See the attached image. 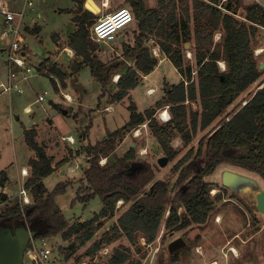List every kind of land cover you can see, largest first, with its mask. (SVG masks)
Segmentation results:
<instances>
[{"label": "rangeland", "instance_id": "obj_1", "mask_svg": "<svg viewBox=\"0 0 264 264\" xmlns=\"http://www.w3.org/2000/svg\"><path fill=\"white\" fill-rule=\"evenodd\" d=\"M32 1L34 10H30L29 7L26 8L24 22L32 23L33 18L41 23H44V19L46 21L40 34L33 35L28 33L25 37L30 51L27 63L38 65L48 55L56 59L59 53L56 50L51 34L54 30L67 32L69 27V15L53 11L54 4L58 7L68 8L73 7L75 2L74 0ZM115 1L123 2L122 0ZM191 1L163 0L160 3L159 0H144L146 8H154L162 13L159 14V19L168 17L173 7V2L177 3L178 21L179 23L182 20L188 21L191 28V39H182L183 32L181 25H179L178 29L181 39L176 42V46L181 48L185 64H192L194 69L192 77L197 81L196 43L194 38L196 24L193 17L189 19L185 16V8L191 6ZM226 1L221 0L218 4V7L224 11L226 10L223 3ZM6 2L11 9L20 10L23 8L25 0H6ZM248 2V0L239 1L238 15L242 17L246 15L245 8ZM83 3H86V0H83ZM122 6H127L132 10L130 3L127 1ZM235 6L236 4H234ZM83 8L92 12L85 5ZM107 9L102 13H93L97 18L109 12ZM190 9V14L193 15L192 8L190 7ZM39 11L43 12L42 18L38 16ZM239 19L244 20L242 18ZM2 21L3 15L0 14V90L3 89L2 83H7L8 78L6 63L8 51L3 49L6 47L9 50L13 40L12 37L4 38L2 36ZM175 22L177 23V20ZM23 30L24 28H22V32L25 31ZM122 31L127 34L126 36L131 41L128 44L135 45V39L139 32L138 21H132L119 33ZM222 35V29H215L214 46L222 41ZM160 39L161 41H169L166 37L157 35L155 30L145 43L153 55L158 57L159 60L162 58L159 62L160 64L158 63V70L149 78L143 77L141 70H139V84L134 90H129L122 100L114 99L113 94L118 90L117 82L121 73H124L128 67H134L135 63L126 59L117 39L110 44L98 43L93 40L97 44L95 51L100 59L108 64H121L118 71L120 73L113 74L110 83L102 85L88 66L80 68L73 80L69 79L66 88H63V85H58V92H56L50 78L38 72L36 74L33 73L27 81L22 82L23 93L12 91L0 94V167L10 168V180L7 184L8 191L15 196H20V187H22V183L25 184L26 179V177L21 176V169L28 164L29 158L33 155V150L25 140L24 125H29L28 119L31 117L37 123L47 117L38 124L40 126H38L39 141L47 144L48 148H50V154L54 153L55 162L62 164L55 169L56 171L44 178V183L52 191L58 183L69 182L70 184L63 193L56 194V203L66 218L72 223L94 218V225H97L93 236L80 244L77 252L69 258L66 257L63 248H67L71 243H77V237L73 236L68 240L63 239L60 235L49 237L54 245L53 252L50 259L41 264H90L94 258H98L99 264H108L109 257L115 252V247H123V251L128 253L129 257L126 260V264H208L214 259L219 264H264V198L261 197L257 189L238 192L222 183V172L224 169H233L255 178L261 189H264V181L258 174L247 172L241 168L221 165L214 173L205 177L211 183L209 199L214 203L215 207L205 223L193 222L188 226L169 228L166 227V223L163 221L157 236L152 241L147 240L146 236L140 233L137 242H132L128 236L123 234V230H114V226L119 222L121 215L128 209L131 202L119 198L116 200L114 213L107 216H97L104 207L100 196L97 195L87 202L79 199V196L87 193L86 186H89L84 174V170L89 163L86 152V147L89 143H96L107 136L109 132L126 124L130 119L131 111L129 105L132 101L136 103L138 110L145 111L150 107H156L160 102L162 104L165 103V95L169 88L182 80H185L186 84L188 83V76L182 75L172 60L161 50ZM252 46L258 61L264 63V26L259 25ZM71 58L72 56L67 54L66 51H62L59 57V62H63L67 72L71 71L68 66L72 61ZM218 65L221 70H226L227 68L223 58L218 60ZM262 70L263 74L261 77L241 93L228 108V111L231 112L238 109L253 95L260 85H263L264 68ZM77 78L78 80H76ZM45 91L48 92L46 93ZM61 91H68L67 94H76L77 102H74L75 98L71 100L65 98L66 93ZM40 94H44L45 100L42 103L35 102ZM11 101L14 102L15 109L10 108ZM51 101L59 103L60 105L56 107L61 111H56L52 107ZM33 102L35 103L32 106L33 112L31 113L26 110V107ZM79 102H82V104H79ZM67 103H73V105L69 107ZM185 103L188 117L184 125L189 130L191 129V112H201L202 106L199 99L187 100ZM169 106L164 104L156 108L155 116L161 123L169 121L173 116ZM62 109H68L66 114ZM165 110L168 111L170 118H168L169 116L163 115L164 118L160 116ZM16 114H19L18 118H15ZM219 121L220 117L215 119L207 128L199 129L194 133L193 139L189 144H184L181 133L177 130L171 140L172 146L178 152L174 158L165 153L157 138L152 134L149 124L143 123L126 130L123 135L118 136L116 150L110 157H103L100 163L104 165L109 161L112 162L115 160L116 154L122 156L130 147H134L136 148L135 160H147L155 170V177L145 187V190L149 189L155 181L160 179L168 181L173 186L180 174L181 168H176L179 160L191 147L195 146L196 148L200 138L207 136ZM29 128H35L37 131L35 124ZM68 136L74 139L75 142L73 144L68 139ZM162 156L168 157L165 165H161L158 162ZM10 164L13 166L9 167ZM60 170L63 172H60ZM220 193L222 197L216 199V196ZM28 194L32 200L29 191ZM173 195L174 192L172 193ZM16 200H18L17 197H15L14 201ZM19 200H21V197ZM179 212H183V207L179 208ZM168 214L169 210L166 217ZM106 233L117 234V238L111 243H104L100 247L102 248L101 251L91 252L92 245L96 241L101 240ZM179 238L184 240V244L176 250H171V243ZM232 247H235L236 251L231 250ZM79 256H81L80 261L77 260Z\"/></svg>", "mask_w": 264, "mask_h": 264}, {"label": "trees", "instance_id": "obj_2", "mask_svg": "<svg viewBox=\"0 0 264 264\" xmlns=\"http://www.w3.org/2000/svg\"><path fill=\"white\" fill-rule=\"evenodd\" d=\"M76 1L81 11L83 0ZM159 1L161 3L163 0ZM220 1L192 0L191 6L185 8V16L189 19L193 17L196 24V81L192 77V64H185L184 54L181 48L176 46V42L181 39L179 25L183 32L182 39H191L188 21H178L177 3L173 2L168 17L159 19L158 16L162 13L154 8H146L144 0H127L132 7L134 20L139 23V32L135 45L123 43V52L126 59L133 61L135 65L121 73L117 82L118 90L113 94L114 99L122 100L130 89L138 85L139 70L148 73L157 65L158 58L153 56L145 45L147 38L155 30L157 35L169 40L160 39L161 50L172 60L179 72L189 78L187 84L182 80L169 88L165 103L157 104L170 105L173 116L169 121L161 123L158 120L155 116L157 106L138 111L136 103L132 101L129 105L131 113L128 122L86 147L89 163L84 174L89 186H86L87 193L79 196V199L87 202L97 195L100 196L104 207L97 216L114 213L116 200L119 198L131 202L114 226V230H123V234L132 242H137L140 233L144 234L147 240H154L163 221L169 228H180L193 222L205 223L215 208L209 199L211 183L205 177L214 173L221 165H230L258 174L264 181V83L242 106L235 111H228L241 93L263 74L264 67H260L261 63L254 54L252 43L259 25L264 26V7L248 4L245 8L246 21L227 11L237 12L240 0L224 2L226 11L218 7ZM190 7L193 15L190 14ZM74 19L78 29L70 42L71 46L84 56L92 74L102 85L110 83L113 74L120 73L118 71L121 64H108L98 57L95 51L97 44L89 37L90 25L96 20V16L93 12L85 10L76 14ZM217 28L223 30V38L214 46L213 37ZM221 58L227 64L224 71L218 65ZM51 70L61 79L65 78L56 66ZM196 99H199L202 110L191 112V129L187 130L184 125L188 117L185 102ZM219 117V123L211 132L202 136L196 148L191 147L179 160L176 168H181L180 174L173 186L160 179L145 190L154 179L155 170L147 160H135L134 147H130L122 156L116 154L112 162L104 165L100 163L103 157H110L116 150L118 136L143 123L149 124L152 134L165 153L174 158L178 152L172 146L171 140L177 130L181 133L184 144H189L194 133L207 128ZM36 136L35 128L25 130L26 141L37 154L35 158L30 159L31 175L24 184L32 200L27 204L21 200L12 201L6 193L0 192V225H26L36 230L34 237L37 238L60 235L68 240L76 236L77 243L63 248L69 258L77 252L80 244L93 236L97 225H94V218L75 223L66 218L56 203L55 196L63 193L70 183L60 182L52 191L45 185L43 178L62 163L55 162L54 157L48 154ZM5 182V179L1 180L2 185ZM78 192L81 193L80 190ZM221 197L220 193L216 199ZM180 207H183L182 213L179 212ZM116 238L117 234L106 233L101 241L94 243L91 251L100 248L104 243L113 242ZM128 257L126 251L116 247L110 262L121 264ZM80 258L81 256L78 261Z\"/></svg>", "mask_w": 264, "mask_h": 264}, {"label": "crops", "instance_id": "obj_3", "mask_svg": "<svg viewBox=\"0 0 264 264\" xmlns=\"http://www.w3.org/2000/svg\"><path fill=\"white\" fill-rule=\"evenodd\" d=\"M3 1H6V0H3ZM29 1H31L32 2V4L30 5L28 2ZM87 1V0H86ZM102 1L103 0H100V2H99V0H95V2L99 5V7H100V11L99 12H95V11H93L92 10V12H94V13H96V14H98V13H102V12H104L105 11V9H107L108 11H112V10H114V9H116V8H118V7H120V6H122V4L125 2V1H127V0H122L123 2H121V1H115V0H109V5H108V7H105L103 4H102ZM74 6L73 7H68V8H63V7H58V6H56L55 4H54V8L52 9L53 11H55V12H58L59 14H62V13H65V14H68L69 15V19H70V23H69V27H68V30H67V32H63V31H58V30H54L53 31V33L51 34V38H52V40H53V42H54V44H55V46H56V50H57V52L59 53L58 55H57V57H56V59H53L50 55H48V56H46L45 58H43L42 60H41V62H40V64H38V65H35V64H32V63H27L28 65H30V66H32V68L34 69V70H32L31 72H26L27 73V78H25L24 77V74H23V71H24V69L22 68V67H20V66H14V70L16 71V77H15V81H18L19 83H20V85H21V87H22V82H24V81H27L28 79H29V77L34 73V74H36V73H38V72H41L42 74H44V75H46V76H48L49 78H50V80H51V82H52V84L54 85V87H55V89H56V92H58V85H63V88H66L67 87V85H68V82H69V79L70 80H73V78L77 75V73L80 71V68L82 69V68H84V67H88L89 65L84 61V56L82 55V54H79V53H77L76 52V50L74 49V47H72L71 46V40H72V38L74 37V34H75V32H76V30L78 29V24H77V22H76V20L74 19V16L76 15V14H78V13H81V12H85V8H83L81 11H79V9H78V3H77V1L76 0H74ZM33 1L32 0H25V2H24V6H23V8L22 9H24L25 11H26V8H30V10H34V7H33ZM84 5L85 6H87V4L86 3H84ZM89 8V7H88ZM90 9V8H89ZM66 10H68V12H66ZM106 10V11H107ZM38 16L40 17V18H42L43 17V12L42 11H39L38 12ZM44 21V23L46 22L45 21V19L43 20ZM135 21V20H134ZM32 23H26L25 22V27H24V32H22V39H23V46H24V49H25V53H26V62H27V60H28V54H29V48H28V45H27V43H26V34H28V33H30V34H33V35H38V34H40V32L42 31V28L44 27V23H41V22H39L37 19H35V18H33L32 19V21H31ZM93 24V23H92ZM92 24L90 25V39L91 40H94V41H96V42H98V43H104V44H110V43H114L115 41L114 40H118L119 41V43H120V48H122V50H123V43H131V41H130V39H129V37L128 36H126L127 34H125V32L124 31H122L121 33H119V34H117V37L115 38V39H113L112 41L111 40H107V41H99V40H96V39H93L92 38V32H91V26H92ZM126 28V27H125ZM123 30V29H122ZM126 31V30H125ZM25 33V34H24ZM7 38V37H6ZM65 41V42H64ZM3 50H5V51H8L9 52V50H8V48H4ZM62 51H66L67 52V54H69L70 56H72V58H71V63H69V68H71V71H66L65 69H66V67H65V65L63 64V62H59V57L61 56V52ZM153 55V54H152ZM153 56H155V55H153ZM156 57V56H155ZM100 58V57H99ZM156 58H158V57H156ZM102 60V59H101ZM162 60V58H160V60H159V58H158V63L160 62ZM106 62V61H105ZM6 63H7V69H8V75H7V82H8V80L10 79V77H9V67H8V59L6 60ZM157 63V65L155 66V68L151 71V72H148V73H145V72H143V71H141V73H142V75H143V77H146V78H149L150 76H152L155 72H156V70H158V67H159V64ZM53 66H56L57 68H58V70L62 73V74H66V76H65V78H62L61 79V77L56 73V72H54L53 70H51L52 69V67ZM90 67V66H89ZM176 67V66H175ZM177 68V67H176ZM25 73V74H26ZM139 75V74H138ZM64 76V75H63ZM139 77V76H138ZM76 80H78V78L76 79ZM56 84V85H55ZM139 84V83H138ZM137 87V86H136ZM135 87V88H136ZM23 88V87H22ZM154 88V87H153ZM130 90H134V88H132V89H130ZM12 91H17L18 93H23V91L21 92V91H18L17 89H12V90H10V91H3V89L2 90H0V94L1 93H3V92H12ZM48 91H46V93H47ZM61 92H64V91H61ZM68 92V91H67ZM67 92H64V93H67ZM69 94V96H71V98H75L74 99V102H77V99H76V97H77V95L76 94H71V93H68ZM149 94V93H148ZM38 98V97H37ZM45 100V99H44ZM44 100H37L36 99V101L35 102H38V103H42ZM35 102H33L32 104H30V105H28L27 107H26V110L27 111H30L31 113L33 112V109L32 110H29L28 108L29 107H31V108H33L32 106H33V104L35 103ZM69 102V101H68ZM73 102V101H72ZM83 102V101H82ZM82 102H79V104L81 103L82 104ZM51 105H52V107L53 108H55L56 109V111H61V110H59L56 106L57 105H60L59 103H55V102H53V101H51ZM67 105L69 106V107H71V105H73V103H67ZM10 108L11 109H15V104H14V102L13 101H11V103H10ZM63 111H64V113L66 114V112H67V110L68 109H62ZM138 111H140V110H138ZM19 117V114H16L15 115V118H18ZM48 117H51V116H48ZM47 118V117H46ZM46 118H43L41 121H44ZM29 120V125H24V134H25V130L26 129H30L29 127L31 126V125H33V124H35V127H36V129H37V136H36V139H37V141L46 149V151H48V154L50 155V156H53V154L51 155L50 154V152H49V149L50 148H48V146H47V144H45V143H43V142H41V141H39V137H38V135L40 134L39 133V125L38 124H40L41 123V121L40 122H36L32 117L31 118H29L28 119ZM31 123V124H30ZM39 126V127H38ZM70 135V134H69ZM25 140H26V138H25ZM27 142V141H26ZM31 148V147H30ZM32 149V148H31ZM33 150V149H32ZM37 156V154H36V152H35V150H33V155L29 158V160H28V164H26V165H24L23 167H22V169H21V176L22 177H26V179H25V182H26V180L28 179V177L31 175V165H30V159L31 158H35ZM11 165L12 164H10V166L9 167H11ZM13 166V165H12ZM10 168H8V167H4V168H2V167H0V192H4V193H6L7 194V196H8V199L9 200H12V201H14V199H15V197H17L18 198V200H19V198L21 197V195L20 196H15V195H13L12 193H10L9 191H8V182H9V180H10V178H9V172H10V170H9ZM26 170L27 171V174L26 175H23L22 174V170ZM54 171H56V170H54ZM53 171V172H54ZM52 172V173H53ZM60 172H63L62 170H60ZM51 173V174H52ZM50 175V174H49ZM48 176V175H47ZM46 177V176H45ZM44 177V178H45ZM44 178H43V181H44ZM2 179H5V184L4 185H2L1 184V180ZM24 183H22V185H23ZM21 188V187H20ZM30 196V195H29ZM31 199V198H30Z\"/></svg>", "mask_w": 264, "mask_h": 264}, {"label": "built area", "instance_id": "obj_4", "mask_svg": "<svg viewBox=\"0 0 264 264\" xmlns=\"http://www.w3.org/2000/svg\"><path fill=\"white\" fill-rule=\"evenodd\" d=\"M248 4H258L264 7V0H248ZM30 5L31 1L28 2ZM109 0H104L103 5L108 7ZM233 13L235 16L247 20L246 15L240 16L238 12H233L231 10H227ZM0 14L3 15L2 21V36L12 37V43L9 47L8 52V67H9V77L7 83H2L3 91H10L12 89H17L18 91H23L20 83L15 81L16 71L14 70V66H20L24 69L23 74L24 77L27 78V73L34 70L32 66L28 65L26 62V53L23 46L22 39V28L25 26L24 18H25V10H14L11 9L6 1L0 0ZM132 21H134L133 11L127 6H120L112 11L107 12L106 14H102L96 18L91 26L92 38L99 41H107L113 40L117 37V34L127 27ZM227 69V68H226ZM225 69H223L224 71ZM27 72V73H26ZM26 73V74H25ZM46 92V91H45ZM65 98L71 100V96L69 94H65ZM44 94H40L37 100H44ZM32 110L31 107L28 108ZM167 111V110H165ZM164 111V112H165ZM164 112L161 113V117H163ZM168 118L170 115L168 113ZM167 118V119H168ZM68 139L72 142H75L74 139L68 136ZM22 174L26 175L27 171L22 170ZM21 201L24 203H30L31 199L28 194V190L23 184L20 188ZM53 244L51 243V238L49 237H34L32 236L23 255V264H41L47 262L53 252Z\"/></svg>", "mask_w": 264, "mask_h": 264}, {"label": "water", "instance_id": "obj_5", "mask_svg": "<svg viewBox=\"0 0 264 264\" xmlns=\"http://www.w3.org/2000/svg\"><path fill=\"white\" fill-rule=\"evenodd\" d=\"M260 67L263 68L264 63H261ZM167 160V156H162L158 162L161 165H165ZM222 183L238 192L257 189L264 198V189H261L257 180L240 171L224 169L222 172ZM35 234L36 230L23 224L13 226L0 225V264H23L24 251L31 237ZM183 244L184 240L182 238L176 239L171 243L170 249L176 250Z\"/></svg>", "mask_w": 264, "mask_h": 264}, {"label": "bare ground", "instance_id": "obj_6", "mask_svg": "<svg viewBox=\"0 0 264 264\" xmlns=\"http://www.w3.org/2000/svg\"><path fill=\"white\" fill-rule=\"evenodd\" d=\"M86 4H87V7H89L91 10H93L95 12L99 11L98 4L95 2V0H87ZM259 50H261V49H259ZM163 115L168 116V111H165ZM231 250L236 251V248L232 247ZM208 264H219V263L216 259H214L211 262H209Z\"/></svg>", "mask_w": 264, "mask_h": 264}, {"label": "flooded vegetation", "instance_id": "obj_7", "mask_svg": "<svg viewBox=\"0 0 264 264\" xmlns=\"http://www.w3.org/2000/svg\"><path fill=\"white\" fill-rule=\"evenodd\" d=\"M98 241H101V240H98ZM96 242H97V241H96ZM93 245H94V244H93ZM93 245H92V246H93ZM122 245H123V244H122ZM78 249H79V248H78ZM101 249H102V248H98V249L93 250V251H91V252L94 253V252H96V251H101ZM114 250H116V247L114 248ZM120 250L123 251V247H120ZM113 254H114V253H113ZM113 254L109 257V260H108L109 263H108V264H112L110 261H111V258H112V256H113ZM79 257H80V256H79ZM79 257H77V260H78ZM126 260H127V259H126ZM126 260L123 261L121 264H126ZM99 262H100V261L98 260V258H97V259L94 258L93 261H92L90 264H99ZM102 264H106V263H102Z\"/></svg>", "mask_w": 264, "mask_h": 264}]
</instances>
